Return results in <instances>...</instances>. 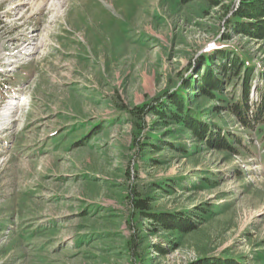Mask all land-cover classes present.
<instances>
[{"label":"rangeland","instance_id":"obj_1","mask_svg":"<svg viewBox=\"0 0 264 264\" xmlns=\"http://www.w3.org/2000/svg\"><path fill=\"white\" fill-rule=\"evenodd\" d=\"M239 1L0 0V264H264V127L198 99L253 150L227 154L131 115L195 84L219 48L252 64L255 103L264 40L236 32ZM136 199L195 230L149 231Z\"/></svg>","mask_w":264,"mask_h":264},{"label":"trees","instance_id":"obj_2","mask_svg":"<svg viewBox=\"0 0 264 264\" xmlns=\"http://www.w3.org/2000/svg\"><path fill=\"white\" fill-rule=\"evenodd\" d=\"M182 1L189 3L195 0ZM201 1L214 5L219 0ZM232 14L233 21H237L236 32L238 34L253 40H264V0H240ZM219 49H211L209 53L203 56L202 65L204 69L195 75V84L186 82L183 90L177 93L166 95L155 103L143 104L133 108L131 110L133 118L141 121L145 114H150L159 119L158 123L168 124L167 127L175 126L181 130L182 134L189 136L192 142L203 145L206 150H215L227 154H234L237 150H245L252 154L253 150H248L247 143L245 144L243 139L240 140L239 137L227 133L218 123L207 122L202 113L193 107L198 99L204 98L210 103H220L213 107V112L217 114L223 111L228 112L245 133L264 127V72L260 74L262 86H255L253 91L256 94V101L250 103L252 64L237 52ZM211 51L216 52V54H210ZM237 86H241V93L236 99L233 93L226 90L228 88L235 89ZM193 87L196 90V95L190 100L185 91L193 89ZM144 127L145 125L140 130ZM143 144H146L145 147H142L144 150L156 148V145L150 140ZM160 188L162 191H167L162 186ZM133 205L141 217L152 222L153 225L147 227L151 232L160 228L164 231L186 234L196 228L191 221L181 214L152 212L145 200L136 199ZM196 264L242 263L232 258L204 257L198 260Z\"/></svg>","mask_w":264,"mask_h":264}]
</instances>
